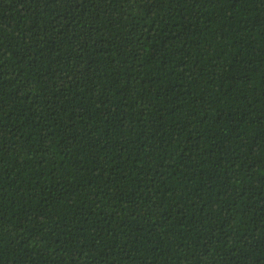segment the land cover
<instances>
[{"label": "trees", "instance_id": "obj_1", "mask_svg": "<svg viewBox=\"0 0 264 264\" xmlns=\"http://www.w3.org/2000/svg\"><path fill=\"white\" fill-rule=\"evenodd\" d=\"M0 264H264V0H0Z\"/></svg>", "mask_w": 264, "mask_h": 264}]
</instances>
